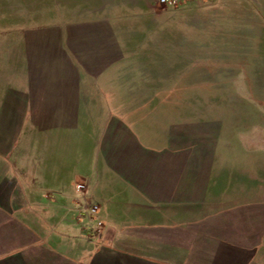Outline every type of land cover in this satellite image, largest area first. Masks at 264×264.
Here are the masks:
<instances>
[{"label":"crops","instance_id":"crops-1","mask_svg":"<svg viewBox=\"0 0 264 264\" xmlns=\"http://www.w3.org/2000/svg\"><path fill=\"white\" fill-rule=\"evenodd\" d=\"M155 5L113 0L104 21L76 22L66 8L63 27L20 39L27 73L20 87L0 82V264H264V199L230 207L220 200L264 195L244 187L264 178L260 167L256 177L215 173L213 151L188 146L195 139L182 131L148 149L137 127L162 101L152 108L117 96L164 94L126 82L150 54L138 31ZM101 30L115 51L89 68L70 43ZM36 106L47 113L29 114ZM77 183L98 206L94 237V222L75 211Z\"/></svg>","mask_w":264,"mask_h":264},{"label":"rangeland","instance_id":"rangeland-1","mask_svg":"<svg viewBox=\"0 0 264 264\" xmlns=\"http://www.w3.org/2000/svg\"><path fill=\"white\" fill-rule=\"evenodd\" d=\"M110 4L113 0H0V82L3 76L7 86L20 87V75L27 73L28 66L20 42L26 39V32L63 27L69 19L66 8H71L75 22L104 21ZM151 9L155 13L147 16L138 31L147 35L145 40L151 46L144 47L150 54L132 64L133 75L126 82L150 91L164 90V94L156 95V99L153 93L117 94L120 100L153 101L152 108L162 101L160 110L149 112L151 115L139 123L138 140L148 149L159 150L164 138L167 141L178 131L187 132L195 139L188 146L198 149L207 144L213 151L215 173L221 169L227 174L256 177L260 167L264 176V0H183L175 8L156 2ZM113 46L112 35L103 30L76 33L70 43L89 68L100 57L114 53ZM142 49L136 46L134 52ZM98 104L108 106L104 100ZM46 113L38 106L29 111L37 117ZM252 183L244 187L264 193V178ZM263 199L262 194L224 193L220 197L226 207Z\"/></svg>","mask_w":264,"mask_h":264},{"label":"built area","instance_id":"built-area-1","mask_svg":"<svg viewBox=\"0 0 264 264\" xmlns=\"http://www.w3.org/2000/svg\"><path fill=\"white\" fill-rule=\"evenodd\" d=\"M183 0H156L158 5L162 7H169V8H175L180 4V2ZM192 1H198V0H192ZM75 191L78 194V197L81 199L82 204L75 209L77 212V215H79L81 218H84L86 221L94 222V226L89 228L87 231V237H94L98 234L102 224L100 221L94 220L95 215L98 211V206L95 204L90 197L85 193V185L84 183H77L75 185Z\"/></svg>","mask_w":264,"mask_h":264}]
</instances>
